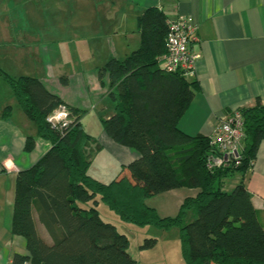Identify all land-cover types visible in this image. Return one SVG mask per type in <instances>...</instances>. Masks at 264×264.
Instances as JSON below:
<instances>
[{
    "label": "trees",
    "instance_id": "16d2710c",
    "mask_svg": "<svg viewBox=\"0 0 264 264\" xmlns=\"http://www.w3.org/2000/svg\"><path fill=\"white\" fill-rule=\"evenodd\" d=\"M138 31L140 47L124 59L111 58L99 70L100 80H108L105 85L114 104L112 114L101 118L103 130L137 154L110 183L89 172L92 155L102 146L82 124L86 112L67 106L42 80L12 77L0 69L18 104L36 124L38 137L51 145L38 163L17 175L12 229L25 238L27 255L15 254L11 264H141L129 252V237L101 217V202L128 224L180 228L186 264H264V212L255 208L243 181L231 192L224 190L225 179L255 166L264 141V105L258 102L242 110L247 137L240 166L210 169V137L189 136L178 128L199 86L159 67L167 51L164 11L147 9L138 18ZM60 81L65 86L69 82L65 76ZM60 105L67 106L72 122L54 128L48 117ZM11 115L8 106L4 118ZM35 143V138H27L25 153L32 152ZM177 189L199 192L184 200L176 217L162 218L146 204L149 198ZM34 211L51 243L38 233ZM156 244V239H146L141 247Z\"/></svg>",
    "mask_w": 264,
    "mask_h": 264
},
{
    "label": "crops",
    "instance_id": "0c3cea01",
    "mask_svg": "<svg viewBox=\"0 0 264 264\" xmlns=\"http://www.w3.org/2000/svg\"><path fill=\"white\" fill-rule=\"evenodd\" d=\"M72 1L76 11L74 15H77L74 25L78 31L74 41H80L78 45L84 47L86 54L108 51L115 56L112 58L118 59L134 51H131V45L126 46L124 42L129 44L134 40V46H138L135 50L140 47L138 18L147 9L160 8L168 20L178 16L194 19L199 31L193 49L201 58L193 80L199 89L178 123V128L185 134L211 137L219 123L232 112L254 108L258 102L264 105V0ZM91 10H95V14ZM92 15L98 16L99 27L92 28L89 19ZM90 29L92 32L89 34ZM136 39H140L137 45ZM40 80L49 90L50 82L56 85L58 92L55 94L67 106L87 112L83 105L66 99L64 94L65 89L70 87L69 78L66 87L50 77ZM104 82L108 84V80L104 79ZM1 85L7 89L8 95V86ZM8 106L12 108V115L6 119L4 110ZM29 137L35 138L36 143L34 150L27 154L25 145ZM97 141L102 146V152H114L122 170L137 158L135 152L116 144L105 132ZM50 148L49 142L38 137L36 124L25 114L15 96H7L0 103V264H11L15 254L27 255L25 238L14 234L12 229L17 175L38 163ZM10 166L12 169L9 170L7 167ZM238 180V184L242 181L246 184L255 208L264 212V141L259 146L254 168L242 173ZM198 192L197 189L167 192L173 193L174 198L169 205L179 208L187 197H194ZM33 216L38 233L51 243L37 211Z\"/></svg>",
    "mask_w": 264,
    "mask_h": 264
},
{
    "label": "rangeland",
    "instance_id": "374dc122",
    "mask_svg": "<svg viewBox=\"0 0 264 264\" xmlns=\"http://www.w3.org/2000/svg\"><path fill=\"white\" fill-rule=\"evenodd\" d=\"M91 13L95 14V10H91ZM74 14L76 11L72 0H0V69L12 77H50L58 83L62 77H68L70 87L65 89L64 95L66 99L88 109L83 123L88 134L98 140L104 132L101 118L114 111V104L107 96V86L99 78V70L115 56L108 51L85 53L84 47L78 45L80 41H74L78 34L74 25L77 15ZM90 18L92 28L99 27L98 16L92 15ZM91 32L90 29L89 34ZM139 41L136 39V45ZM124 44L131 45V51L138 47L134 46V40ZM119 57L125 58L124 55ZM1 83L8 86V95ZM49 88L54 93L58 92V87L52 82ZM7 96L14 98L9 83L0 75V103ZM119 163L114 152L100 150L92 155L90 174L104 183H110L122 171ZM241 176L242 173L237 172L226 179L224 190L231 192ZM171 194L163 193L149 198L146 204L155 208L162 218L176 217L181 207L169 205L174 199ZM98 209L104 221L129 237V252L139 263L186 264L182 255L180 228L167 231L153 226L138 227L123 222L102 202ZM146 239H156V246L143 249L141 246Z\"/></svg>",
    "mask_w": 264,
    "mask_h": 264
},
{
    "label": "built area",
    "instance_id": "2783aa9c",
    "mask_svg": "<svg viewBox=\"0 0 264 264\" xmlns=\"http://www.w3.org/2000/svg\"><path fill=\"white\" fill-rule=\"evenodd\" d=\"M199 25L193 18L178 16L168 20L166 37L167 51L159 58V67L166 73H180L187 79L195 78L201 55L193 49L198 41ZM54 128H64L72 122L67 106L60 105L49 117ZM247 137L242 110L232 112L222 120L210 137L213 153L208 158V167L218 169L240 166ZM9 170L12 167H7Z\"/></svg>",
    "mask_w": 264,
    "mask_h": 264
}]
</instances>
